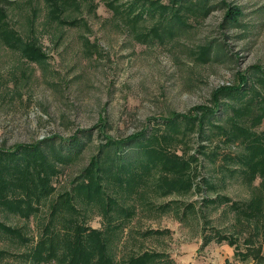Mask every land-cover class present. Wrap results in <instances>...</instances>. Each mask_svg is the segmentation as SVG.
<instances>
[{"label": "rangeland", "instance_id": "obj_1", "mask_svg": "<svg viewBox=\"0 0 264 264\" xmlns=\"http://www.w3.org/2000/svg\"><path fill=\"white\" fill-rule=\"evenodd\" d=\"M107 2L68 0L61 19L76 20L74 26L50 20L52 11L44 0H20L7 9V22L17 38L23 44L36 42L44 58L35 62L0 41V148L34 144L55 136L67 139L78 130L95 129L101 121L112 139L125 138L154 128L156 122L172 113L187 114L196 106L209 107L217 90L236 86L240 75L254 83L260 77L254 68L264 70V0H208L207 15L185 12L184 27L174 24L172 34L155 41L138 37L154 26L153 21L145 18L132 28L113 14ZM131 2L119 0L111 5ZM223 3L241 9L240 25H223ZM204 47L209 48L205 61L199 52ZM252 88L264 97L261 85L255 82ZM229 113L219 111L214 121L224 124ZM262 120L254 129L256 133L264 130ZM96 133L94 130L93 143L79 160L61 168L62 174L53 183L58 193L70 190L74 178L95 154L101 138ZM209 136L201 142L195 134L190 135L183 143H173L171 151L194 154L198 159L194 164L195 184L208 179L215 183V191L159 197L145 190V199L136 202V215L117 242V263L143 252L161 255L155 264H206L209 252L229 249L234 254L235 247L225 241L205 244L206 237L216 232L234 239L240 253L255 251L261 245L260 256L264 257V222L255 238L252 227L236 220L227 203L202 205L206 197L224 196L232 202H243L252 195L251 187L237 173L241 166L230 163L243 151L241 145L224 144L220 135ZM200 146H205L207 156L198 155ZM233 169L236 173H229ZM259 183L255 180L253 188ZM145 202L152 207H146ZM47 204H42L41 214L27 221L0 211V221L8 227L23 226L31 241L28 246L33 245L41 234L40 222L48 212ZM165 204V211L157 209ZM84 215L86 225L102 228L103 220L96 210ZM150 230L167 232L144 235ZM28 246L0 232V250L9 254L0 264H29L20 258ZM253 256L255 252L248 259L234 254L232 263L264 264V259L260 262Z\"/></svg>", "mask_w": 264, "mask_h": 264}, {"label": "trees", "instance_id": "obj_2", "mask_svg": "<svg viewBox=\"0 0 264 264\" xmlns=\"http://www.w3.org/2000/svg\"><path fill=\"white\" fill-rule=\"evenodd\" d=\"M19 1L0 0V41L10 50H18L19 54L27 55L35 62L41 61L44 55L38 51L37 43L23 44L7 22V9ZM118 1L109 0L106 5L132 28H137L146 19L154 22L147 32L139 34L141 40H162L165 35L172 34L174 24L184 27L187 20L185 12L202 17L210 11L208 0H166L165 3L162 0H133L124 6L111 5ZM66 2L68 0H44L52 11L50 20L53 18L62 25H77L76 20L61 19ZM223 5L226 9L223 25H240L241 9ZM199 52L205 61L209 48H201ZM254 69L260 75L254 83L250 77L240 75L236 86L216 91L209 107L196 106L187 114L172 113L156 122L154 128L125 138L112 139L105 132V122L101 121L95 129L78 130L67 139L55 136L34 144L0 148V211L27 221L30 216L41 214L42 204L48 202V212L40 222L41 234L33 245L28 246L31 241L27 239L23 226L8 227L0 221V232L10 240L28 246L20 258L29 264H119L114 254L117 242L125 226L136 215V202L145 199V190L159 197L215 191V183L208 179L195 184L197 167L194 164L198 159L194 154L171 151L173 143H183L195 134L201 142L209 140V135H220L224 144L241 145L243 151L230 163L241 166L237 173L251 187V197L243 202H232L224 196L206 197L202 205L227 203L235 219L251 226L252 235L256 238L259 228L263 230L264 222V130L256 133L254 129L264 118V97L252 85L256 82L264 90V70ZM222 110L230 113L225 115V122L220 125L214 118ZM94 130L101 137L95 154L74 178L70 190L58 193L53 183L62 174L61 168L79 160L88 144L93 143ZM196 152L202 157L207 156L205 146L198 147ZM229 173L236 171L233 169ZM257 179L260 183L253 188ZM144 205L152 207L149 202ZM165 207L168 204L157 209L165 211ZM88 210H96L100 214L103 220L101 229L86 225L84 214ZM164 232L167 231L150 230L144 235H161ZM205 240V244L211 240L225 241L235 247L234 254L243 256V259H248L251 252H255L253 257L260 262L264 259L260 256L261 245L255 251L240 253L235 240L224 234L216 232ZM252 241L248 242L251 244ZM7 256V251L0 250V260ZM160 258L161 255L156 253L143 252L126 257L120 264H155Z\"/></svg>", "mask_w": 264, "mask_h": 264}, {"label": "crops", "instance_id": "obj_3", "mask_svg": "<svg viewBox=\"0 0 264 264\" xmlns=\"http://www.w3.org/2000/svg\"><path fill=\"white\" fill-rule=\"evenodd\" d=\"M210 254V256L208 257V262L206 264H234L232 263V257H233V253L231 250L226 249V250H222L221 252H209L208 255ZM194 264V263H192ZM200 264V263H199ZM236 264H252L251 263H238L236 262Z\"/></svg>", "mask_w": 264, "mask_h": 264}]
</instances>
